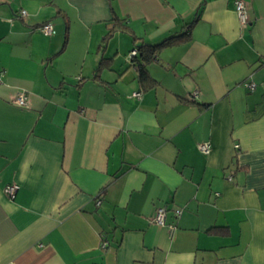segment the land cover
<instances>
[{"label":"crops","instance_id":"obj_1","mask_svg":"<svg viewBox=\"0 0 264 264\" xmlns=\"http://www.w3.org/2000/svg\"><path fill=\"white\" fill-rule=\"evenodd\" d=\"M234 1L0 0V264H264V0ZM184 32L144 89L130 51Z\"/></svg>","mask_w":264,"mask_h":264},{"label":"trees","instance_id":"obj_2","mask_svg":"<svg viewBox=\"0 0 264 264\" xmlns=\"http://www.w3.org/2000/svg\"><path fill=\"white\" fill-rule=\"evenodd\" d=\"M112 19L114 23L112 27L108 30V32L103 36L102 38L103 42H105L116 30H122L128 33L130 32V29L126 25L122 24L121 21L118 20V18L115 16V14H113ZM196 20L197 17H195L194 20H192V22H190L189 25H187L186 29L189 30L190 27L196 22ZM187 38H188V34L184 32L181 34L169 36L157 44L142 43L136 47L137 51L139 52V58L134 59L136 61L135 67L137 71L138 81L144 89L153 87L156 84V80H154L149 75L146 65L152 61V59L155 57V55L161 48L179 44L185 41Z\"/></svg>","mask_w":264,"mask_h":264},{"label":"built area","instance_id":"obj_3","mask_svg":"<svg viewBox=\"0 0 264 264\" xmlns=\"http://www.w3.org/2000/svg\"><path fill=\"white\" fill-rule=\"evenodd\" d=\"M234 9L236 11V14L238 16L239 22L242 25H245L248 23L247 15H246V10H245V5L243 0H235L234 1ZM25 14V10H20L18 13V16H23ZM41 30L45 35H51L54 32L53 25L51 22L47 21L44 22L41 25ZM137 54V49L134 47L130 51V55L134 56ZM246 85L249 87V89H253L255 87V83L250 81L247 82ZM139 93H134V95H138ZM14 103L19 105V106H27V95L24 91H20L14 100ZM198 148L201 153L207 154L210 150V143L209 142H202L198 144ZM18 186L15 183L8 184L4 187V192L7 194L8 197L13 198L15 195V192L17 190ZM166 207L165 206H159L155 210V214L153 217V220L156 224L158 225H163L164 220H165V214H166ZM176 215H179L180 210L175 209L174 210ZM102 246H105V242L102 243Z\"/></svg>","mask_w":264,"mask_h":264}]
</instances>
